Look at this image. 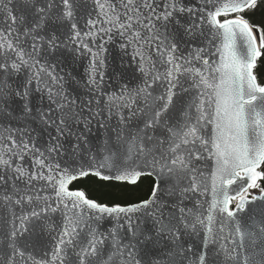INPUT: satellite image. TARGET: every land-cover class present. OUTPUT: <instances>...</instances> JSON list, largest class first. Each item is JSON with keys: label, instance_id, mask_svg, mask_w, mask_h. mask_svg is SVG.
<instances>
[{"label": "snow or ice", "instance_id": "1", "mask_svg": "<svg viewBox=\"0 0 264 264\" xmlns=\"http://www.w3.org/2000/svg\"><path fill=\"white\" fill-rule=\"evenodd\" d=\"M260 3L0 0V264H264Z\"/></svg>", "mask_w": 264, "mask_h": 264}, {"label": "trees", "instance_id": "2", "mask_svg": "<svg viewBox=\"0 0 264 264\" xmlns=\"http://www.w3.org/2000/svg\"><path fill=\"white\" fill-rule=\"evenodd\" d=\"M254 23H260L262 18H264V0H261L260 7L257 8L255 13H248ZM256 74L264 81V58L258 61L257 68L254 70ZM90 195H96L95 193H90ZM140 196L145 195V191L142 189L139 194ZM103 199V197H100Z\"/></svg>", "mask_w": 264, "mask_h": 264}, {"label": "water", "instance_id": "3", "mask_svg": "<svg viewBox=\"0 0 264 264\" xmlns=\"http://www.w3.org/2000/svg\"><path fill=\"white\" fill-rule=\"evenodd\" d=\"M114 56H116L117 54L116 53H113Z\"/></svg>", "mask_w": 264, "mask_h": 264}]
</instances>
